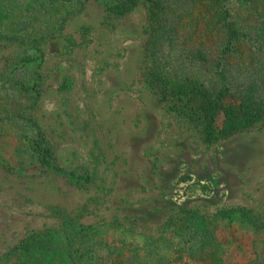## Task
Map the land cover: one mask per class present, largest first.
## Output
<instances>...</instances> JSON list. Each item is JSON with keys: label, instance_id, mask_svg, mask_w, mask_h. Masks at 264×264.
I'll return each instance as SVG.
<instances>
[{"label": "rangeland", "instance_id": "374dc122", "mask_svg": "<svg viewBox=\"0 0 264 264\" xmlns=\"http://www.w3.org/2000/svg\"><path fill=\"white\" fill-rule=\"evenodd\" d=\"M41 1L0 0V23L14 12L36 39L0 28V264H29L27 245L62 264H264L263 114L209 142L150 82L160 73L171 88H209L227 39L220 13L261 44L264 0H138L123 16L108 5L129 0ZM245 44L246 60L228 66V103L255 90L264 108V57ZM39 135L92 182L47 172L29 146ZM185 211L207 221L186 248L168 225ZM70 244L73 261L60 253Z\"/></svg>", "mask_w": 264, "mask_h": 264}, {"label": "trees", "instance_id": "16d2710c", "mask_svg": "<svg viewBox=\"0 0 264 264\" xmlns=\"http://www.w3.org/2000/svg\"><path fill=\"white\" fill-rule=\"evenodd\" d=\"M68 1L71 3L73 0ZM219 1L222 2V7L228 2V0ZM41 2L43 6L52 3L51 0H42ZM137 2L138 0H129L118 4L111 2L108 8L113 14L123 16L132 11ZM2 5H4L3 2L0 3V6ZM12 16H15L14 12ZM12 16L9 14V16L2 17L3 21L0 23L1 31L9 33L8 37H15L22 42L29 40L36 41L31 32V29L35 26L32 24L28 26L21 24L17 18H12ZM219 20L223 21L222 26L226 32L227 39L220 55L215 61L214 78L209 88H206L204 85L198 87L197 81L195 80L191 82L187 81V88V85L179 89L171 88L170 85L173 81L163 78L160 73L152 74L150 80L151 87L157 93L158 97L161 101L166 102L175 114L186 119L198 120L203 124V133L209 142L218 137L226 138L240 130H244L260 120L262 114L264 116V110H262L264 108L253 102L255 90L253 93L247 91L244 94L245 97H243V91H239V98H241L240 104L228 103L229 100L227 99L228 97H232L231 95L234 91V82L231 78L229 64L233 60L237 64L243 63V60H246L242 55L244 41L247 42L245 44L246 46L250 45V54L264 57V42L258 44V41L254 37H250L248 32L243 31V18L238 17L236 13H229L227 10L222 11L219 15ZM27 60L31 62L34 59L28 57ZM22 90L27 92L28 88L23 86ZM30 90L35 91V89L33 90L31 88ZM219 113H223L225 118L221 128L217 124V116ZM29 146L32 152L36 154L41 166L47 172L56 175H65L71 181L83 186H87L92 182V177L88 172L83 171L79 174L78 172L67 171L62 168L58 163L53 148L49 146L44 135H39L32 143L29 141ZM223 218L228 220V224L234 221L231 211H226ZM206 222L196 212L185 211L182 217H172L169 219L168 225L173 226V235L186 248L195 238L197 240H204L206 238L204 235L206 234L207 228ZM26 251H29L26 254L29 264H62L60 261L57 263L44 261L43 255L39 252H30L28 245ZM77 251L74 245L71 244L60 248V253L63 256L71 257L72 261ZM69 263L72 264L73 262Z\"/></svg>", "mask_w": 264, "mask_h": 264}]
</instances>
